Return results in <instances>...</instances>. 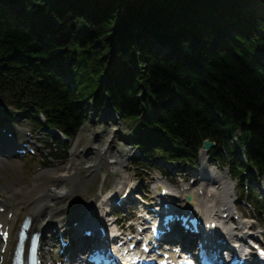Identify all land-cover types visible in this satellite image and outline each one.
Returning <instances> with one entry per match:
<instances>
[{"label":"trees","instance_id":"obj_1","mask_svg":"<svg viewBox=\"0 0 264 264\" xmlns=\"http://www.w3.org/2000/svg\"><path fill=\"white\" fill-rule=\"evenodd\" d=\"M4 1L12 15L22 17L11 19L0 5V38L11 43L8 54L33 49L38 42L29 54L48 66L84 60L88 67L81 80L91 83L90 94H98V102L107 97L117 111L140 113L148 121L183 124L198 103L220 110L231 132L250 118L252 125L245 126L253 134L249 151L264 168L260 0ZM255 4L261 16L254 17ZM229 14L231 20L224 22ZM200 17L204 25L198 29L194 21ZM150 38L168 43L172 51L163 56L151 52Z\"/></svg>","mask_w":264,"mask_h":264},{"label":"bare ground","instance_id":"obj_2","mask_svg":"<svg viewBox=\"0 0 264 264\" xmlns=\"http://www.w3.org/2000/svg\"><path fill=\"white\" fill-rule=\"evenodd\" d=\"M2 1L3 0H0V5H1ZM13 2L15 3V0H13ZM127 6H128V3L124 2L123 8H125ZM2 7H4V6H2ZM6 7L7 8L5 10V13L8 12V14L11 16V19H13L15 17L18 19L22 18L21 16H17L16 14L12 15L11 5H6ZM20 8L21 9H27V6L21 4ZM23 22L25 23V21H23ZM31 22H32V20H31ZM0 30H1V28H0ZM35 47H37V48L39 47L38 42L34 43L33 49L31 47L24 49L22 51L21 55L29 54V52L33 51L35 49ZM0 54H2V53L0 52ZM1 56H4V55H1ZM48 56L53 57L52 52ZM54 56H57V55L54 54ZM7 57L8 56L6 55V57L0 58V80L4 81V82H8L11 79H15V78L19 77L18 73L14 70L13 67L4 66V64L7 62L6 60H4V58H7ZM36 57H34L35 60H36ZM66 60H67V58H66ZM63 63H65V62H63ZM75 64L79 65L78 68H76V69L72 68L71 69L72 72L75 74L84 73L83 68L88 67V65L86 64V62L84 60L82 62L79 61V62L73 63V66ZM20 71L22 73H26L23 70H20ZM54 75H56V74H54ZM82 76L85 77L86 75H82ZM63 85L65 86V84H63ZM22 91H24V90L22 89ZM170 106H171V108H175V106H172V105H170ZM19 119L22 120L23 116L19 115ZM144 120L147 123L148 122L149 123H155L156 122V121H153L152 119H151V121H148V119H144ZM39 125H40V123L37 121L34 129L36 130L39 127ZM16 151L17 150H12V155L14 153H16ZM9 155L10 154H6L5 151L2 148H0V165L5 167V168H6V166H10L15 171L16 170L21 171V169L19 168L18 162L7 159V156H9ZM65 174L66 175L64 177L67 178L70 174H72V171L68 170L67 172H65ZM43 176L45 177L46 180H51L49 177H51L54 181L57 180V183L53 182V184L51 185V189L47 190L46 192L49 194H52L57 200L63 202L64 203L63 206L66 204L67 200H69L71 198V192L69 190L64 191L63 189H61V191H57L58 187L55 188L56 185L61 184L58 181L59 179H61V177L60 176H54L52 174L47 173L46 171L37 172L34 175L31 183L26 184V185H24L22 183H20V184L18 183L17 185H15V183H14L15 181L14 182H8L9 184H8V190H7V197L10 198V197H13L14 195H16L18 197V199L20 198L21 200L17 203L14 201L10 202V203L6 201L7 202L6 203L4 198H2L0 196V207H4V209L6 210L4 212V214L0 213V223H2L4 225V227H7L11 233L10 240H9L8 245L6 247V252L4 254H2L0 252V255L1 254L3 255L1 264H7L8 261L11 259V257H12L11 252L14 250V247L16 246L15 245V243H16L15 239L17 237V234L20 231V228L22 226V222H23V220H25L26 217L31 218V220L33 221V224H34L33 227L37 230L46 229L49 227V224L52 223V221H48L45 223V221H46L45 219H47L48 217H45V213L43 212V209L45 210V208H48V207H46L48 204L46 206H45V204H43L46 202V197L43 195V193L45 192L46 189H44V187H41L38 183L39 180H42ZM123 176L128 178V175L124 172H123ZM126 178H125V180H126ZM126 189H127V187H126ZM67 192H69L70 194ZM95 200H96V202H95ZM91 206L96 207V208L92 207L96 213V211H99V210L101 211L102 207L106 208L109 205L103 203V200L93 198ZM103 210L101 211V215H103V213H104ZM8 214H11V217H9ZM62 221L64 222V220H62ZM57 222L61 223V221L58 219H57ZM57 222L55 221V223H57ZM60 230H61V228H59V231ZM63 232H65V233L70 232V230L65 229ZM1 248H2V243H0V249ZM46 258H50V256H46Z\"/></svg>","mask_w":264,"mask_h":264},{"label":"rangeland","instance_id":"obj_3","mask_svg":"<svg viewBox=\"0 0 264 264\" xmlns=\"http://www.w3.org/2000/svg\"><path fill=\"white\" fill-rule=\"evenodd\" d=\"M260 1L264 5V2L262 0H260ZM255 9L256 10H254V14H253L254 17L261 16V10L262 9L256 4H255ZM205 10L206 9H204V12L206 13ZM230 17H232L231 14H229V16L225 15V17L223 18L224 19L223 21L225 22L226 20H231ZM194 22H195V28H198V29H199V27H201V25H202V27L204 25V20L202 17H200L198 20H196ZM195 28L193 30H195ZM239 29H241V27H239ZM189 36H191V34ZM182 37H183V35H182ZM178 39L181 41L180 37ZM168 52L169 51H167V53ZM261 65H264V59L262 60V58H261ZM95 119H96L95 122H94V120L90 119L84 127V134L83 135L85 136V140L83 141L82 149H86L87 147L88 148L94 147V146H96L95 142L98 141L97 144H98V150H99L107 140H111L113 138V136L110 135V132L112 130H115L118 128V132H120V134L118 132L115 133V135H116L114 138L115 143H109V144L105 145L108 148V155H110V156H111V154H121L122 156L123 155L124 156L130 155L132 150H134V149H133L132 145L126 143V140H128V138H127V135L123 132V126L121 124H118V121H116L112 124L113 128H111L110 126L106 127V126H104V124L99 122L98 117ZM111 160H112L111 158H108L106 160H105V158H100V159H93V160H90L88 162L81 163V164L79 163L77 165L78 171L76 170L77 172L73 176L69 177V179L76 184L73 186L80 187L79 184H81V186L83 188H80L79 192H81V191L85 192V193L80 194V196L83 197L85 200L89 198V194L91 195L94 192L92 189L94 188L95 185L97 186L99 182L104 181L103 183H106V181H108V180L112 181L115 179L116 176L113 174L114 168L111 167L112 165H109V166L107 165V168L104 171L101 170V166L103 165V163L105 161H108L110 164V163H112ZM91 164H93V166H95V167L94 168L88 167ZM25 167H28V165L26 164ZM74 168L76 169V166H74ZM48 169H52V168H48ZM116 169H117V167H116ZM6 170H8V171H6ZM59 170H61V169H59ZM59 170H57L58 173H60ZM102 171H103V173H102ZM214 171H216V170H214ZM55 172H56V170H55ZM107 172L112 175L111 179H108V177L105 175V173H107ZM35 174H36V172L32 171V170L30 172H28L27 170L23 169L21 171L17 170V172H16L12 168L6 167L4 172H3V170L0 171V196L3 198H7V190H8V184H9L8 182H14L15 181L14 182L15 185H16V183H19V184L22 183V184L26 185L32 181ZM51 183H52L51 180H44L41 182V184H43L44 186H50ZM81 197H79V198H81ZM72 203L73 202H71V204ZM71 204L68 207H71L72 206ZM66 210H67V207H64L61 209V211H66ZM51 213L55 214L56 211L53 210Z\"/></svg>","mask_w":264,"mask_h":264},{"label":"snow or ice","instance_id":"obj_4","mask_svg":"<svg viewBox=\"0 0 264 264\" xmlns=\"http://www.w3.org/2000/svg\"><path fill=\"white\" fill-rule=\"evenodd\" d=\"M262 256H264V250H261V253H260Z\"/></svg>","mask_w":264,"mask_h":264},{"label":"water","instance_id":"obj_5","mask_svg":"<svg viewBox=\"0 0 264 264\" xmlns=\"http://www.w3.org/2000/svg\"><path fill=\"white\" fill-rule=\"evenodd\" d=\"M264 1V0H263Z\"/></svg>","mask_w":264,"mask_h":264}]
</instances>
